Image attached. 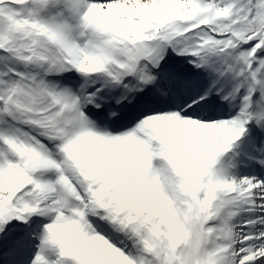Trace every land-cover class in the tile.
I'll list each match as a JSON object with an SVG mask.
<instances>
[{
    "label": "snow or ice",
    "instance_id": "snow-or-ice-1",
    "mask_svg": "<svg viewBox=\"0 0 264 264\" xmlns=\"http://www.w3.org/2000/svg\"><path fill=\"white\" fill-rule=\"evenodd\" d=\"M0 264H264V0H0Z\"/></svg>",
    "mask_w": 264,
    "mask_h": 264
}]
</instances>
